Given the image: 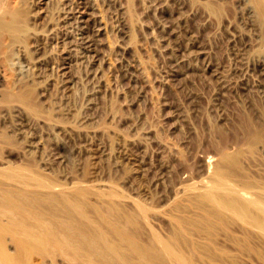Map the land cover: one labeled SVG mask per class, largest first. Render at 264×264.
Masks as SVG:
<instances>
[{
  "label": "rangeland",
  "instance_id": "374dc122",
  "mask_svg": "<svg viewBox=\"0 0 264 264\" xmlns=\"http://www.w3.org/2000/svg\"><path fill=\"white\" fill-rule=\"evenodd\" d=\"M16 4L0 264H264V0Z\"/></svg>",
  "mask_w": 264,
  "mask_h": 264
},
{
  "label": "bare ground",
  "instance_id": "6f19581e",
  "mask_svg": "<svg viewBox=\"0 0 264 264\" xmlns=\"http://www.w3.org/2000/svg\"><path fill=\"white\" fill-rule=\"evenodd\" d=\"M23 1L24 0H19V2H21V5H23L22 3H23ZM26 2V1H25ZM18 4V3H17ZM17 4H16V0H0V54H3L4 53V51L6 50L7 51V48H9V45L8 44H12L11 42H12V40H14L15 38L18 40L19 38H18V34L22 31L23 32V30H19V29H22V28H19V27H21L20 26V23L21 22H23L24 20H23V17H24V14H25V12H24V10L23 9H21V8H18V6H17ZM20 4V3H19ZM20 5V6H21ZM19 6V7H20ZM24 6V5H23ZM23 20V21H22ZM19 25V26H18ZM24 41V40H23ZM6 51H5V53H6ZM3 56H6V54H3ZM0 58H3L2 57V55H0ZM246 193H248V192H246ZM43 197V196H42ZM48 197V196H47ZM220 201H221V203H222V205H223V207H225V209L226 210H229V211H234V212H236L237 214H239V215H241V216H243V217H245L246 219H248V220H250L251 221V223H252V225L254 226V227H256V228H258V229H261L262 227H263V223H262V220H261V217L255 212V211H253L254 209H252V206H257V205H261L263 208H264V200L263 199H258L257 201H253L251 198H249L248 197V195L246 194L245 196H243L241 199L240 198H234V197H228V198H222V199H219ZM255 200V199H254ZM32 201V200H31ZM53 202V201H52ZM35 203V202H34ZM44 203V202H43ZM39 205V204H38ZM261 207V208H262ZM18 208V207H17ZM47 208V207H46ZM19 209V208H18ZM21 210V209H20ZM26 211V210H25ZM13 212V211H12ZM28 212V211H27ZM27 212H25V213H27ZM34 212V211H33ZM32 212V213H33ZM37 212V211H36ZM260 212H262V211H260ZM259 212V213H260ZM23 213V212H22ZM39 213V212H38ZM263 213V212H262ZM42 214V213H41ZM40 214V215H41ZM23 216V215H22ZM27 216V215H26ZM33 216H35V215H33ZM32 216V217H33ZM42 216V215H41ZM14 217V216H13ZM43 217V216H42ZM42 217H41V220H42ZM20 218H21V215H20ZM20 218H19V221L21 222V220H20ZM34 218V217H33ZM15 219V218H14ZM16 219H18V218H16ZM22 220H23V218H21ZM30 219H31V217H30ZM262 219H263V217H262ZM37 220V219H36ZM15 221V220H14ZM24 221V220H23ZM43 221V220H42ZM11 222V221H10ZM1 223V222H0ZM17 223H18V226H19V222H16V225H17ZM22 223V222H21ZM25 223V222H24ZM39 223V222H38ZM44 223V222H43ZM6 224V223H5ZM13 224V223H12ZM27 224V223H26ZM41 224V223H40ZM8 225V224H7ZM6 225V226H7ZM10 225V224H9ZM15 225V224H14ZM15 225V226H16ZM34 225H36V224H34L33 223V226ZM12 226V225H11ZM22 226H23V224H22ZM22 226H19V227H22ZM26 226V225H25ZM28 226V225H27ZM32 226V227H33ZM39 226V225H38ZM17 227V226H16ZM31 227V226H30ZM51 227V226H50ZM54 227H55V225H54ZM54 227H52V228H54ZM3 228V227H2ZM8 228H10L9 226H8ZM8 228H6V229H8ZM28 228H29V226H28ZM59 228H61L60 227V225H59ZM0 229H1V227H0ZM5 229V228H4ZM3 229V230H4ZM6 229L4 230V232L6 231ZM11 229V231L12 232H14L12 229V227L10 228ZM47 229V228H46ZM45 229V230H46ZM21 230V229H20ZM34 230H35V228H34ZM34 230H32L31 229V231H34ZM37 230V229H36ZM48 230V229H47ZM51 229H49V231H50ZM55 230V229H54ZM63 230V229H62ZM2 231V230H1ZM0 231V232H1ZM22 231V230H21ZM27 231V230H26ZM29 231V230H28ZM48 231V232H49ZM52 231V230H51ZM50 231V232H51ZM6 232H9V231H6ZM20 232V231H19ZM23 232V231H22ZM30 232V231H29ZM35 232V231H34ZM49 232V233H50ZM64 232V231H63ZM11 233V232H10ZM16 233V232H15ZM14 233V234H15ZM24 233V232H23ZM39 233V232H38ZM37 233V234H38ZM40 233H42L41 231H40ZM55 233H56V231H55ZM13 234V233H12ZM17 234H18V230H17ZM16 234V235H17ZM35 235H36V233H34ZM46 234V233H45ZM27 235H28V233H27ZM27 235L25 234V236L27 237ZM41 235V234H40ZM48 235V234H47ZM52 235H54V234H52ZM37 236H39V234L38 235H36V236H34V237H37ZM46 235H44V237H45ZM55 236H58V235H55ZM2 237V236H1ZM0 237V258L2 259V261L4 260H7L8 259V256L4 253V251H3V248H1L3 245H2V238ZM17 237H18V235H17ZM23 237H24V235H23ZM49 237H51V236H49ZM20 238V237H19ZM22 238V237H21ZM31 238V237H30ZM33 238V237H32ZM31 238V239H32ZM39 238H40V236H39ZM58 238V237H57ZM22 239H24V238H22ZM26 239V238H25ZM37 238H34V242H32L31 240H29V242H31V243H28L31 247H34V249H35V246L36 245H34L33 246V243L34 244H41L42 245V240H38V242H36L37 240H36ZM40 239H42V237L40 238ZM49 239V238H48ZM48 239H44V241H45V243L47 244V241L49 242L50 240H48ZM53 239V238H52ZM58 239H61V238H58ZM63 239V238H62ZM19 240V239H18ZM21 240V239H20ZM33 240V239H32ZM36 240V241H35ZM57 240V239H56ZM55 240V241H56ZM24 241V240H23ZM40 241V242H39ZM43 241V242H44ZM61 241H63V240H61ZM36 242V243H35ZM50 242H52V241H50ZM58 242V241H57ZM27 242H25L24 241V246H26L25 244H26ZM45 243H43V245H42V247L45 245ZM54 243H56V242H54ZM53 243V244H54ZM62 243H64V242H62ZM52 244V243H51ZM59 244V243H58ZM60 244H61V242H60ZM2 245V246H1ZM28 245V247H30ZM57 244H55V246L54 247H57L56 246ZM23 246V245H22ZM39 246V245H38ZM50 246V245H49ZM59 246H61V245H59ZM21 247V246H20ZM19 247V248H20ZM27 247V246H26ZM26 248V249H29V253L32 251V249H31V247L30 248ZM41 247V246H40ZM36 248H37V246H36ZM44 249L46 248V245L43 247ZM43 248H41V250L43 249ZM48 248H50V247H48ZM58 249H59V247H57ZM25 249V248H24ZM25 249V250H26ZM43 249V251H45ZM47 249V248H46ZM51 249H53L52 247H51ZM50 249V250H51ZM22 250H23V248H22ZM24 250V251H25ZM35 250H38V249H35ZM34 250V251H35ZM28 251V250H27ZM54 251V250H53ZM22 252V251H21ZM33 252V251H32ZM39 252V251H38ZM60 252V251H59ZM16 253H17V251H16ZM20 253V252H19ZM18 253V254H19ZM25 253H26V251H25ZM36 253V252H35ZM41 253H42V251H41ZM22 254V253H21ZM27 254V253H26ZM46 254V253H45ZM44 254V255H45ZM51 253L49 252V255H50ZM179 256H181V257H178L177 258V256L178 255ZM176 254V260H177V262L178 263H185L186 264V262L187 261H189L188 259H187V257L185 258V257H182V254L181 253H177ZM16 255V254H15ZM25 255V254H24ZM30 255V254H29ZM175 255V254H174ZM18 256V255H17ZM40 256V255H39ZM81 256V255H80ZM15 257V256H14ZM19 257H21V256H19ZM18 257V258H19ZM45 257V256H44ZM10 258V257H9ZM27 258H29V257H27ZM175 257L173 256V260L175 261V259H174ZM186 259V261H185V259ZM183 259H184V261L185 262H183ZM8 260H10V259H8ZM13 260V261H12ZM11 260V262H13L12 264H14V263H16L17 261H18V259H17V261H15L16 259H12ZM20 260V259H19ZM23 260V259H22ZM27 260V259H26ZM43 260V259H42ZM20 262H21V260H20ZM176 262V261H175ZM4 263H6V262H4ZM177 263V264H178ZM7 264V263H6ZM189 264V263H188Z\"/></svg>",
  "mask_w": 264,
  "mask_h": 264
}]
</instances>
